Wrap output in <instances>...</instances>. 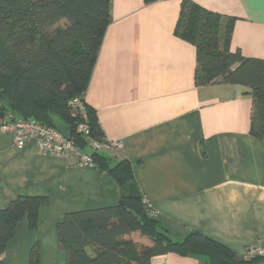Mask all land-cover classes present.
Instances as JSON below:
<instances>
[{
	"label": "crops",
	"instance_id": "0c3cea01",
	"mask_svg": "<svg viewBox=\"0 0 264 264\" xmlns=\"http://www.w3.org/2000/svg\"><path fill=\"white\" fill-rule=\"evenodd\" d=\"M183 0H112L109 24L86 91L103 137L122 149L100 150L112 164L129 159L143 196L171 236L197 231L244 256L264 246V140L251 133L253 98L237 84L196 83V47L175 34ZM233 18L231 49L264 59V0H192ZM0 208L21 195L44 196L38 222L16 226L0 264H66L57 224L68 212L115 205L112 176L76 158L23 148L2 127ZM264 259V258H263ZM167 253L150 264H205Z\"/></svg>",
	"mask_w": 264,
	"mask_h": 264
},
{
	"label": "trees",
	"instance_id": "16d2710c",
	"mask_svg": "<svg viewBox=\"0 0 264 264\" xmlns=\"http://www.w3.org/2000/svg\"><path fill=\"white\" fill-rule=\"evenodd\" d=\"M154 2L155 0H145ZM112 0H0V115L35 119L52 126L50 114L73 126L72 139L92 154L96 169L108 172L122 196L115 205L68 212L57 224L59 245L66 264H150L159 255L178 253L203 256L205 264H256L232 249L192 231L174 239L141 199L123 195L136 181L132 162L112 164L100 150H92L76 130L70 101L86 91L104 36L112 21ZM233 18L183 0L175 34L196 47V83L241 85L253 98L251 133L264 140V59L244 57L231 49ZM86 103V101H85ZM89 136L102 140L97 112L86 103ZM53 127V126H52ZM47 198L21 195L0 208V257L18 223L27 217L31 229ZM38 246L29 264H39Z\"/></svg>",
	"mask_w": 264,
	"mask_h": 264
},
{
	"label": "built area",
	"instance_id": "2783aa9c",
	"mask_svg": "<svg viewBox=\"0 0 264 264\" xmlns=\"http://www.w3.org/2000/svg\"><path fill=\"white\" fill-rule=\"evenodd\" d=\"M70 105L75 110L76 130L84 135L92 150H112L122 149L123 143L119 140H95L90 134V127L87 122L86 103L80 96L74 97L70 101ZM2 127L11 132L14 139V144L18 148H23L30 141H36L38 149L44 154H50L63 158H76V165L81 168H96V163L93 160L90 152L81 150L71 138L68 140L58 129L43 124L35 119H14L13 115L8 112L3 117ZM144 204L147 206L149 213L157 217L158 211L154 208L152 202L144 197ZM250 260L255 257L264 258V246L252 247L243 256Z\"/></svg>",
	"mask_w": 264,
	"mask_h": 264
},
{
	"label": "water",
	"instance_id": "95a60500",
	"mask_svg": "<svg viewBox=\"0 0 264 264\" xmlns=\"http://www.w3.org/2000/svg\"><path fill=\"white\" fill-rule=\"evenodd\" d=\"M49 116L51 125L58 129L68 140H70L72 138L73 126L67 124L54 113L50 114ZM123 195L130 199H141L143 197V193L136 181H129L126 183L123 188ZM256 264H264V260Z\"/></svg>",
	"mask_w": 264,
	"mask_h": 264
}]
</instances>
